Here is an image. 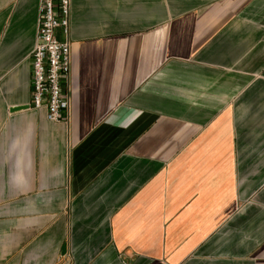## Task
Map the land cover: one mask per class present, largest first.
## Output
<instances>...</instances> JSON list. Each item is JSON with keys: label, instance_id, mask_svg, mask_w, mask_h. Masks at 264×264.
Returning a JSON list of instances; mask_svg holds the SVG:
<instances>
[{"label": "crops", "instance_id": "crops-1", "mask_svg": "<svg viewBox=\"0 0 264 264\" xmlns=\"http://www.w3.org/2000/svg\"><path fill=\"white\" fill-rule=\"evenodd\" d=\"M41 1L0 0V264H264V0H71L60 121Z\"/></svg>", "mask_w": 264, "mask_h": 264}, {"label": "built area", "instance_id": "built-area-1", "mask_svg": "<svg viewBox=\"0 0 264 264\" xmlns=\"http://www.w3.org/2000/svg\"><path fill=\"white\" fill-rule=\"evenodd\" d=\"M71 0H42L37 41L31 56L33 95L31 107H46L53 121L70 113L65 88L71 73V45L58 32L69 33Z\"/></svg>", "mask_w": 264, "mask_h": 264}]
</instances>
